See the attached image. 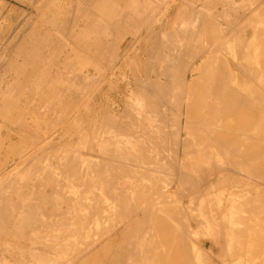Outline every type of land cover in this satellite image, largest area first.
<instances>
[{
    "label": "bare ground",
    "instance_id": "1",
    "mask_svg": "<svg viewBox=\"0 0 264 264\" xmlns=\"http://www.w3.org/2000/svg\"><path fill=\"white\" fill-rule=\"evenodd\" d=\"M32 1L35 5L38 2ZM49 1L55 5V0ZM73 1L74 5H65L67 13L49 11L46 1L45 9L49 8L51 14H46V18L40 16L46 34L30 31L37 13L31 19L34 25L29 24L32 28H25L29 33L25 35L30 37L31 32L33 37L28 39L36 42L35 45L39 42L38 46L43 42L51 53L57 49L64 54L65 42L75 40V52L81 51L86 59L91 55L92 61L86 62L85 58L81 61L77 53L79 56L75 57L80 62L67 52L62 61L57 59L55 51L52 54L55 59L47 57V65L44 48L23 46L25 36L21 40L12 39L8 49L16 48L15 41L17 46L22 45L18 46V53L25 58H31L35 51L37 55L42 52L45 58L39 55L38 61L27 59L30 64L33 62L32 69L28 67L32 77L26 79L27 74L23 75L24 82L19 84L20 78L17 83L12 76L13 79L2 75L10 69H6L8 64L1 66L5 57L1 58L0 66L7 72L0 68L4 72L0 73V80H7L8 87L5 86L6 93L1 82L0 96L17 93L15 87L23 85L17 97L12 94L13 102L22 100L37 109L45 103L46 108L41 109L44 115L55 114L52 118L64 120L62 124L67 129L63 135L56 131L44 139L41 134L40 139L37 134L40 136L44 124L40 128L35 125L40 133L35 131L33 136L38 138L33 141L28 129L27 134L23 133L24 124L32 117L25 122L26 117L17 118L19 124L23 123L22 134L33 142L29 139L32 147L26 145L27 149L22 147L19 152L18 141L19 153L5 154L11 160L1 153L6 161L0 164V236L3 239L2 234L7 237L10 234L15 241L4 238L5 242H12L10 245L0 241V247L5 249L0 248V264H14L13 258L6 255V249L9 252L10 248L15 253L13 256L24 257L20 258L21 264L30 259L32 264H246L248 258H252L253 264H264V235H261L264 231V27L254 29L255 22L263 15L257 12L252 15L255 11L252 7L251 16L236 13L235 20L228 19L224 26L218 17L233 18L229 13L236 11L237 6L230 10L226 4L236 5L239 1L111 0L112 4L110 0ZM242 1L244 4L245 0ZM179 4L177 21L173 24L172 8ZM260 4L261 10L264 9V4ZM248 6L241 7V12ZM57 16L63 18V23H57ZM58 31L60 37L55 35ZM123 33L131 36L119 41ZM117 41L121 43L116 46L121 48L112 51L111 45L115 46ZM25 47V53L31 52L27 50L30 47L33 52L22 54ZM3 49L2 53L13 55V49L11 54L6 46ZM104 49L113 56L112 60L109 54L106 57L110 60L107 67L103 58L100 61ZM15 58L10 61L16 62ZM13 61L7 63L12 66ZM23 65L27 67L25 62ZM33 67L34 75L39 76H33ZM102 71L105 76L100 74ZM42 72H47L45 78L40 76ZM33 77L43 83L35 82ZM97 77L100 81L105 77L98 94L105 93L100 98L96 93V98H92L87 91L97 83ZM27 80L34 83L28 85ZM76 87L82 91H78L79 95ZM42 90L47 98L42 96ZM109 91H115L114 97L108 95ZM75 93L81 104L79 99L73 103ZM86 96L92 99H85ZM2 103L4 109L10 106ZM34 106L30 109H35ZM16 108L13 110L17 112L22 107ZM8 115L1 118L11 116ZM19 115L24 116L25 111H18ZM42 115L38 116L39 120ZM36 117L32 124L41 121ZM11 120L15 126L17 121ZM52 124L55 123L46 127ZM44 130V135L49 132ZM22 142L25 144V140ZM67 142L71 145L63 148ZM75 142L83 145L75 147ZM17 145L10 148L17 149L14 148ZM0 148L1 151L2 145ZM13 150H9L10 154ZM48 203L53 205L49 211ZM193 238L197 242L193 243ZM257 254L259 259L255 257ZM26 255L31 256L29 260L25 259Z\"/></svg>",
    "mask_w": 264,
    "mask_h": 264
},
{
    "label": "rangeland",
    "instance_id": "2",
    "mask_svg": "<svg viewBox=\"0 0 264 264\" xmlns=\"http://www.w3.org/2000/svg\"><path fill=\"white\" fill-rule=\"evenodd\" d=\"M1 1H2V2L4 1V2H3V3L1 2L2 4L0 3V13H1V14H0V23H1V24H0V27L3 28V29L0 28V29H1L0 31L3 32L2 30H4V27L6 28V29L4 30V33L0 34V35H2V37L0 36V39L2 38V39H1V42H0V46H1V48H2V47L4 48V47L6 46V48L8 49V46H9V47H11V46H10V45H7V44H9V42H10L12 39H13V40H18V39L21 40V37L23 38V36H25V37L22 39V40H24V41L22 42V43H23V44H22L23 46H27V45H28V46H31V47L33 46V47H34V46L37 45V47H39L38 49H40V46H41L42 48H44L43 42H42V43L40 42V44H39L40 46H38V43H39V42L35 45L36 42H33V41H31L30 39H31V36L33 37V34L31 35V32L34 33V29H35V31L39 32V33H36V32H35L36 34H39V35L46 34V33H43V31H46V30H44V29H46V28H44L45 26L43 25L44 22H42V21H43V20H42L43 17H40V16H44V18H46V15H38L37 17L35 16L37 19L34 17V15H32V18H30V17H31V0H27V1H26L28 4H27L26 2H24L25 0L23 1V3L21 2V0H1ZM46 1H47V2H46ZM57 1H58V0H57ZM57 1H56V0L53 1V2H55V5L52 6V4H54V3H52V2H48V0H38V2H40V3L37 2L36 6H37V8L40 7L41 5H43V6H41V7H44V5H45L44 3L46 2V4L48 3L47 6L50 5L49 7L52 9V10H51L52 12H54L55 10H56L55 12H57V10H58V11H60V12H62V13H67V12L65 11V10L67 9L65 5L68 4L67 7H70L69 4H71V3H72V4L75 3L73 0H59L58 2H57ZM71 1H72V2H71ZM7 2H8V3H7ZM41 2H42L43 4H42ZM68 2H69V3H68ZM80 2H81V0H80ZM112 2H113V1L110 0V4H112ZM247 2H248V0L246 1V3H247ZM249 2H251V1H249ZM249 2L247 3V5L244 4V5H242V6H245V7H246V6L249 5L250 7L248 6L247 9H250V8H252V7H256V8H258L259 6H261L260 8H263L262 5H261L260 3L262 2V4H264V3H263L264 0H257L256 3H255V0L252 1V3L254 2V3H253L254 6H253V4L250 5ZM24 3H25V4H24ZM29 3H30V5H29ZM50 3H52V4H50ZM9 4L11 5V7L9 6ZM14 4H15V5H14ZM39 4H40V5H39ZM255 4H258V5H255ZM7 5H8V6H7ZM73 5H74V4H73ZM226 5H228V6H230V7H232V6L235 7V6H239L240 4H236V5L226 4ZM1 6H2V7H1ZM15 6H16V7H15ZM36 6H35V7H36ZM51 6H52V7H51ZM55 6H57V7L55 8ZM221 6H222V5H221ZM61 7L63 8V10H62ZM223 7H227V6L224 5ZM10 8H11V10H10ZM15 8H16V9H15ZM53 9H54V11H53ZM108 10H109V9H108ZM263 10H264V9L261 10V15L264 16V14H263L264 11H263ZM6 11H7V12H6ZM14 11H15V12H14ZM37 11H38V10H37ZM262 11H263V12H262ZM11 12H12V13H11ZM13 12H14V13H13ZM18 12H19V13H18ZM26 12H28V13L26 14ZM69 13H71V12H69ZM4 14H5V15H4ZM13 14H15L16 17H15V16H12ZM29 15H30V16H29ZM67 15H68V14H67ZM261 15H259V16H261ZM26 16L29 17V18L26 19ZM221 16H222V15H221ZM221 16H220V17H221ZM223 16H224V19H225V20L222 19V18H220V17H218V18H219V21L221 22V24L224 25V26L227 25V23H225V22H226L228 19H230L231 21L235 20V17H234V16H232L233 18H230V16H227V15H226V16L223 15ZM223 16H222V17H223ZM263 16H262V18H263ZM1 17H3V19H1ZM12 17H13V19H12ZM65 17H66V16H65ZM68 17H69V16H68ZM70 17H71L72 19H75L74 17H76V16H71V15H70ZM70 17H69V18H70ZM256 17H257V16H256ZM6 18H7V19H6ZM18 18H19V19H18ZM20 18H21V19H20ZM24 18L26 19V21H23ZM34 18H35V20H36V21H34V23H35V22H36V23H35V26H32V25H34V23H33V21H32V20H34ZM40 18H41V19H40ZM55 18H56V17H55ZM61 18H62L61 16H59V17L57 16V18H56L57 23H59V24L63 23V22H61ZM66 18H67V17H66ZM76 18H77V17H76ZM240 18H242V17H240ZM262 18H259L258 20L256 19L258 22H257V21L255 22L256 25H255L254 29H257L256 26H258V30H259L260 28H263V27H264V26H263L264 24L262 25V27H261V25H260V24H262V23L264 22V18H263V22H262V20H261ZM8 19H9V20H8ZM25 19H24V20H25ZM28 19H29V20H28ZM31 19H32V20H31ZM58 19H59V20H58ZM64 19H65V18H64ZM79 19H80V18H79ZM1 20H2V21H1ZM18 20H19V21H18ZM20 20H21V21H20ZM62 20H63V18H62ZM75 20H78V18L75 19ZM223 20H224V21H223ZM259 20H261V23L259 22ZM5 21H6V22H5ZM27 21H28V22H27ZM63 21H64V20H63ZM176 21H177V15H171V17H170V22H172V23L174 24ZM222 21H223V22H222ZM2 22H3L4 25L2 24ZM19 22H20V25H19ZM22 22H23V23H22ZM24 22L27 23L28 25H29V24L31 25V24L33 23V24L31 25L33 28H32L30 25H29V27H27V26H26L27 24H25L24 27H23ZM29 22H30V23H29ZM60 22H61V23H60ZM21 23H22V24H21ZM172 23H171V24H172ZM257 23H258L259 25H257ZM17 24H18V25H17ZM234 24H235V23L232 22V26H233ZM1 25H2V26H1ZM12 25H13V26H12ZM36 25H37V26H36ZM237 25H238V23H237ZM17 26H18V27H17ZM19 26H20V27H19ZM234 26H235V25H234ZM15 27H16V28H15ZM18 28H19V29H18ZM21 28H22V29H21ZM25 28H29V30H30V28L33 29V31L30 30L31 32L28 30V31L30 32V35H29L30 37H28V34H29V33L27 32V29H26V31H25ZM14 29H15V30H14ZM17 29H18V31H17ZM20 29H21V30H20ZM10 30H11V31H10ZM19 30H20V31H19ZM23 30H24V31H23ZM39 30H40V31H39ZM21 31H22V32H21ZM1 32H0V33H1ZM6 32H7V34H6ZM8 32H9V33H8ZM11 32H12L13 34H15V35H12ZM25 32L28 33V34L26 33L27 36L25 35ZM46 32H47V31H46ZM58 32H59V31H58ZM22 33H24V34L22 35ZM41 33H42V34H41ZM53 33H54V32H53ZM5 34H6V35H5ZM10 34H11V35H10ZM16 34H17V35H18V34H19V35L21 34V35H20V36L18 35V36H19V38H18V36H16ZM58 34L61 35V32H59V33L55 32V35L60 37V35H58ZM68 34H69V33H68ZM7 35H8V36H7ZM64 35H65V34H64ZM64 35H62V36H64ZM66 35H67V34H66ZM4 36H5V37H4ZM9 36H10V37L12 36V37L9 38ZM68 36H69V35H68ZM130 36H131V35H128V34L125 35V33H123V34H122V37H123V38H122L121 40H119V41H122L123 39H127V38H129ZM13 37H14V38H13ZM15 37H16L17 39H16ZM26 37H27V38H26ZM7 38H8V39H7ZM28 38H30V39H28ZM61 38H62V37H61ZM63 38H65V37H63ZM63 38H62V39H63ZM118 38H119V37H118ZM6 39H7V40H6ZM9 39H10V40H9ZM3 40L6 41V42L4 43ZM32 40H34V39L32 38ZM60 40H61V39H60ZM62 41H66V40L64 39V40H62ZM71 41H72V44H71ZM71 41H69V39H68V43L65 42V43H66V44H65V48H66V49H64V50H66V51L64 52V54L60 53L61 51H58L57 49L55 50L56 53H57V55H55V56H57V59L62 60V59H63V55H65V57L67 56V54H65V53L67 52L68 54H74V58H76L75 56H76L77 53H78V54L80 55V58H78V57H77V58L80 59L81 61H85V60H86V62H87V61H92V60H93V57H92L91 55H90V57H89V55H87V56H86L87 59H86V58L84 57V55L81 53V51H79V52H78V51L75 52V48H76V47H75L74 45L77 44V43H74V42H77V41H75V40H74V41L71 40ZM119 41L115 42V43H116L115 46H113V44H112V45H111V48H112V49L109 48L108 50L111 49L112 51H114V49H117V50L120 49L121 47L116 46V45H118ZM2 42H3V43H2ZM13 42H14L13 45L15 44L16 46H14V47H16V48H9V49H10V50L8 49L9 51L6 49V50L8 51V53H10V52L12 51L11 49H13V51H15V52L12 51L13 55L10 53L11 56H10L9 54H7L6 52H3V53H2L1 51H2L3 48H2V49L0 48V52H1V55H2V56H0V60H1V61H0V64H1V62L4 60V58H2V57H5V60H4V61H5V62H4L5 65H4V63L2 62L1 66H3V67L6 66V67H7V64L10 66V64H13V63H11V62L14 60V59H12V60L10 61V59H11V58H15L16 55H17V57L19 56V58L16 57L15 59H17V60L19 59L18 62L20 61L21 64L18 63L17 60H15L16 62L13 61V62H14V65H12V66H10V67L8 66V67L6 68V69H8V68L10 69V71L8 70V71H9V72H8L9 74H8V73H7V74L4 73V72L6 71V70L4 71L5 68H3V67L0 66V68H3V71H4V72H3V71H1L2 69H0V73L3 72L4 74H2V75H4V76H8V75H9V77L12 76V77L14 78V80L17 81V83H18V81H19V80H17V79L20 78L19 84H20V82H21V83L24 82L23 79H24V76H26V74H27V76H26L25 78L27 79V77L29 76V72H32L30 69H32L33 62H31V64H30V61H28V62L26 61L27 59H28V60H30V59L33 60V58H37V60H36V59H35V60L38 61V56H39V55H40V57H43V58H44V56H46V59L44 58L45 60L42 59V58H39V60L42 59V62H43V60L46 61L47 63H46V62H43V63H46L47 65H48L47 57L49 58V56H52V57H51L52 60L55 59V57L53 58L54 55H52V54H55V51H54V50H51L52 53H51L50 51L47 52L48 47H47V49L44 48L45 51H44L43 49L38 50V52H39V51L41 52V51L43 50L42 52H44V56H43L42 52H41V53H38V55H37V52L35 51L34 53L37 55V57H35V54L31 53V52H33V49H30L31 47H30V48L27 47V48H29V49H27V50H30V51H31V52H30L31 54H30L29 51H28V53L30 54L31 58H30V57L25 58V57H27V56H23V55H21L20 53H18V52H19L18 50H20L18 46H20L21 44L17 46V44L15 43V41H13ZM16 42H17V43H19V42L21 43V41H16ZM26 42H27V43L29 42V44H27ZM31 42H33L34 44L32 43L33 45H32V44L30 45ZM10 43H11V42H10ZM120 43H121V42H120ZM120 43H119V44H120ZM1 44H2V45H1ZM3 44H4V45H3ZM41 44H42L43 46H42ZM73 44H74V45H73ZM22 45H21V46H22ZM17 47H18V49H17ZM33 47H32V48H33ZM37 47H36V48H37ZM73 47H74V49H73ZM34 49H35V48H34ZM105 49H106V48H105ZM105 49H104V51H105L106 56H104L105 54H101V55H103V56L105 57V58H104L103 56L101 57V56L99 55V56H100V61H101V58H103L104 62L106 61V62L108 63V61H110V60L113 59V58H112L113 56H111L110 52H109L108 50L106 51ZM24 50L26 51V47L23 49L22 54L29 55V54L25 53ZM35 50H37V49H35ZM48 50H50V49H48ZM70 50H72V51H70ZM3 51H5V49H3ZM69 51H70V52H69ZM73 51H74V53H73ZM104 51H103V52H104ZM16 52H17L19 55H18ZM46 52H47V53H46ZM53 52H54V53H53ZM106 52H107V53H106ZM14 53H15L16 55H15ZM45 53H46V54H45ZM48 53H51V54H48ZM58 53H60V56H58ZM112 53H114V52H112ZM6 54L9 56V58H8L9 61H7V58H6L7 55H6ZM47 54H48V56H47ZM108 54H109L111 57H110ZM4 55H5V56H4ZM14 55H15V56H14ZM32 55H33V56H32ZM41 55H42V56H41ZM79 55H77V56H79ZM81 55H82L83 57H81ZM8 56H7V57H8ZM20 56H21V57L23 56V58H25V60H23V62H21V60H22L23 58H20ZM72 56H73V55H72ZM108 56L110 57V58H109L110 60H107V59H106V57L108 58ZM10 57H11V58H10ZM65 57H64V59H65ZM1 58H2L3 60H2ZM51 58H50V59H51ZM77 58H76V59H77ZM84 58H85V60H84ZM111 58H112V59H111ZM50 59H49V60H50ZM57 59H56V60H57ZM78 59H77V60H78ZM82 59H83V60H82ZM89 59H90V60H89ZM94 59H95V56H94ZM96 59H97V58H96ZM98 59H99V58H98ZM98 59H97L96 61H99ZM80 60H78V61H80ZM6 61L9 62L10 64L7 63ZM62 61H64V60H62ZM81 61H80V62H81ZM24 62H25V64L27 65V67H26L25 65H23ZM42 62H40L41 64H40V63H38V64H40L41 66L45 65V64H43ZM93 62L95 63V61H93ZM106 62H105L104 65L107 67V65L109 66V63L107 64ZM94 63H93V64H94ZM91 64H92V62H91ZM91 64L89 63L90 66H91ZM93 64H92V65H93ZM28 65H29V66H28ZM47 65H45V66H47ZM34 66H38V68H39V67L42 68V67L39 66V65H34ZM45 66H44V67H45ZM94 66H95V64H94ZM94 66H93V68L96 69V67H94ZM11 67H12V68H11ZM28 67H31V68L29 69ZM47 67H48V66H47ZM47 67H46V68H47ZM27 69H28L29 71H28V72H25V71H27ZM20 70H21V71H20ZM34 70H36V69H34V67H33V76H39V75H34ZM54 70H55V69H54ZM39 71H41V70L39 69ZM44 71H46L45 68H44ZM44 71H43V72H44ZM95 71H96V70H95ZM6 72H7V71H6ZM36 72H38V70L35 71V73H36ZM43 72H42V73H43ZM13 73H14V75H12ZM24 73H25V74H24ZM42 73H41L40 76H44V78H45L47 72L43 73V75H42ZM55 73H56V70H55ZM97 73H98V72H97ZM99 73H100V72H99ZM36 74H37V73H36ZM38 74H40V72H39ZM100 74H103V71H102V73H100ZM23 75H24V76H23ZM30 75H31V74H30ZM95 75H96V74H95ZM16 76H18V77H16ZM19 76H20V77H19ZM102 76H105V73H104ZM12 77H11V78H12ZM21 77L23 78L22 81H21ZM30 77H32V76H29L28 78H30ZM13 78H12V79H13ZM35 78H36V77H33V78H31V79H35ZM44 78H43V79H44ZM97 78H98V77H97ZM26 79H25V80H26ZM41 79H42V77H41ZM92 79H95V78H92ZM92 79H91V80H92ZM98 79H99V78H98ZM98 79H96V80H98ZM10 80H11V79H10ZM45 80H46V79H44V83H46ZM91 80H90V82H91ZM101 80H103V81H100V79H99V80H98L99 82L97 81V83H94V82H96V81L93 80V83H94L95 85H93L92 82H91V83L89 82L90 84L93 85V87H92V86H89V87L94 88L96 85H98V86L95 87L94 90H93L92 88H90V89H91V90H90L89 87H88L87 90L89 89V91H87V92H88L87 95H89L90 97L93 96L94 98H96V95L98 94V92H100V91L102 90L101 87L103 86V82L105 81V77L101 78ZM3 81H4V82H2V81L0 80V84H1V82L3 83V85L1 84V89L4 90V88H5V92H6V91H7V88H6V87H8V85H7V83L5 84V82H7V80H3ZM11 81H12V80H11ZM27 81H29V80H27ZM27 81H26V82H27ZM36 81H37V80L35 79V82H36ZM26 82H25V83H26ZM31 82H33V81L30 80V81L28 82V85H30ZM39 82L41 83L42 81H41V80H40V81H37V83H39ZM100 82H101V83H100ZM33 83H34V82H33ZM42 83H43V82H42ZM113 83H115V82L113 81ZM22 84H23V83H22ZM31 84H32V83H31ZM90 84H89V85H90ZM24 85H25V84H24ZM2 86H3V88H2ZM5 86H6V87H5ZM20 86H21V85H20ZM25 86H26V85H25ZM25 86H24V87H25ZM21 87L23 88V85H22ZM26 87H27V86H26ZM26 87H25V89H26ZM15 88L18 89V90L16 89V90L18 91V92L16 91L17 93H19V92H20V89H22V88H19V87H15ZM76 88H77V87H76ZM1 89H0V91H1ZM27 89H28V88H27ZM31 89H32V88H31ZM78 89H79V88H77V91H76L77 93H78L79 90H81V89H79V90H78ZM98 90H100V91H98ZM8 91H9V89H8ZM13 91H14V89H13ZM21 91H23V90H21ZM40 91H41V90H40ZM92 91H93V92H92ZM42 92H43L42 96H43L44 98H47V96H45L46 94H44L45 92H44L43 90H42ZM42 92H41V93H42ZM81 92H82V91H79V93H81ZM6 93H7V92H6ZM17 93H15V91H14V92H8V95H9V96H10V94H11L10 97L7 96V94H4L5 96H7V98H6L4 95H1V96H0V100L3 99L2 102L4 101V103H6V104H5L6 107L8 106L7 103L10 105V106H8V107H9V110H8V107L4 109V104L0 101V106L2 105L4 111L6 112L5 114H3L4 111H3L2 107H0V108H1V110H0V125H1V126H0V146L2 145V148H3V149L0 151V164H1L4 160L6 161V159H7V160H11V159H12V157L7 158V155H5V154H8V156H13V155L16 156L17 153H19L20 151H22V150H21L22 147H23L24 149H27V146H28V145H31V147H32V144H29V139H30V138L27 137L28 135H24V134H22V131H23L22 129L25 128L23 133H26V131H25L26 129H28L29 131H30V129H31V131L33 130V131H34V134H33V132H31V131L29 132V131L27 130V133H30V135H31L32 137H34L35 134H36L37 132H39L41 129H43V130L40 131L41 133L39 132V133H40V136L37 134V136H38L40 139H41L43 136H44V137H43V139H44L46 135H47L46 138H48V137H50V135H52V134H53L54 132H56V131L60 132V134L63 135V134H64V133H63V132H64L63 130H66V129H67V127L63 125L64 123L62 124V121L64 122V120L61 121V119H56V118L53 119V118H52V117H55V114H50V115H51V116H50L49 113H47L46 115H44L45 112H42L41 109H42V107H45V108H46V106H44L45 103H44V104L41 103V104H43L42 106H40L41 104L38 105V109H40V110H38V109L36 108L37 106H34V105H33L34 108L36 109V111H39V112L41 111L40 113H38V112H36V111L33 112L35 109H30V108H33V106H32V107H29V106H28L29 104H28L27 102H26V104H25V101L19 100V101H21V102H20L21 105H20V104H17L19 101H18V102H16V101L13 102V99L15 98L14 96L17 97V95H16ZM39 93H40V92H39ZM79 93H78V95H79ZM96 93H97V94H96ZM103 93H105V92L102 91V94H103ZM107 93H108V95H110L111 97H114V95H115V91H114V92L109 91V92H107ZM12 94H14V96H13ZM90 94H91V95H90ZM102 94L99 93V94L97 95V97L99 96L98 98H100ZM73 95L75 96V97H74L75 100L73 101V103H75V101H76L77 99H79V100H78V102H79V101H80V98L78 97V95H76V93L73 94ZM112 95H113V96H112ZM3 96H4V98H2ZM18 96H19V95H18ZM42 96L40 97V94L38 95V97H40V98H42ZM89 96H86V97H84V98H85V99H86V98H89V99H92V98H93V97L90 98ZM11 97H13V98H11ZM19 97H20V96H19ZM76 97H77V98H76ZM1 98H2V99H1ZM8 98H9V99H8ZM24 98H25V97H24ZM74 98H73V99H74ZM4 99H5V100H4ZM10 99H12V100H10ZM16 99H17V98H16ZM22 99H23V98H22ZM14 100H15V99H14ZM22 102H24L25 106H24V104H23ZM78 102H76V103L78 104ZM112 102H113V101L111 100L110 102H108V103L106 102V103H107V104H110V103H112ZM22 104H23V105H22ZM79 104H81V101L79 102ZM17 105H18V107L20 106V108L22 107V108H21L22 110L19 109V110H17V112H16V109H18V108H16ZM14 106H15V108H16L15 110H13V109H14ZM30 106H31V105H30ZM60 106H65V105H60ZM60 106H59V107H60ZM40 107H41V108H40ZM70 107H71V106L69 105L68 109H69ZM10 108H11V111H10ZM24 108H27L26 110H28V108H29L30 110H32L31 113H30L28 116H27V114H28V112H29L30 110L27 111V113H26V110H25ZM61 108L64 109L65 107H61ZM6 109H7V111L10 112V113L8 112L9 115L7 114ZM12 110L14 111V114H15V115H14L13 113H11ZM44 110H45V109H43V111H44ZM1 111H2L3 113H1ZM18 111H19V112H21V111H25V115H24V116H21V115L18 116ZM15 112H16L17 114H16ZM36 113H37V114H36ZM2 114H3V115H8V116L11 115V116H10V117H6V116H5L4 118H1V116H3ZM12 114H13V115H12ZM21 114H22V113H21ZM23 114H24V113H23ZM31 114H32V115H31ZM33 114H34V115L36 114L37 117H36V115L34 116ZM39 114H40V115L43 114L42 116H43V117L45 116L44 119H46L47 121H46V120H43V117L41 116V117H42V120H41V119H40V120H41V121H44V122H41V121L39 120V117H40ZM16 115H17L16 120H13L14 118L12 119V120H13L12 123H14V121H17V122H15V126H16V125H17V126H20V124L23 125V123H20V124H19L18 121H19L20 119L23 120L22 118H24V117L27 118V119H26V118L24 119V122H25V120L28 121V119H29L30 117H32V119H33L34 117H36V118H37V121L39 120L40 122H38V123H34V122L36 121L35 118H34L35 121H34L33 124H32V122H31L32 119L30 118V122L28 121V124H29V125H28V124H24V126H25L24 128L22 127V125H21L20 127H17V126H16V128H15L14 124H11V123H10V120H11L12 117H14V116H16ZM30 115H31V116H30ZM38 116H39V117H38ZM89 116H90V118H91L92 115L90 114ZM19 117H20V119L17 120V118H19ZM21 117H22V118H21ZM7 118H10V120H9V119H8V120H5V119H7ZM49 118H51V120H50ZM55 119H56V120H55ZM12 120H11V121H12ZM52 120H54V121H56V122H52ZM57 120H58V121H57ZM7 121H8V122H7ZM27 121H26V122H27ZM45 121H46V122H45ZM48 121H49V123H48ZM20 122H21V121H20ZM50 122H51V123H55V124H52V126H50V128L46 127L47 125H48V126L51 125ZM60 122H61V123H60ZM16 123H18L19 125L16 124ZM30 123H31L32 128H34V127H36V126H37V127L39 126V128H40L42 124H44V125H42V127L40 128V130H39V128H38V131H36V130H37V127H36V130H35V128L32 129L31 126H30ZM41 123H42V124H41ZM46 123H48V124L46 125ZM58 123H60L61 126H58ZM38 124H39V125H38ZM12 125H13V126H12ZM26 125H27L28 127L30 126V127H29L30 129H29ZM33 125H34V126H33ZM35 125H36V126H35ZM62 125H63V126H62ZM3 126H6V127L3 128ZM44 126H45V128H44ZM54 126H56V127H54ZM57 126H58V127H57ZM1 127H2V128H1ZM7 127H8V128H7ZM52 127H53L54 129H53ZM6 128H7V129H6ZM51 128H52L53 131H49ZM8 129H10L13 133L10 132ZM44 129H48V130H46V131H49V132H47L45 135L43 134V133H44L43 131H45ZM57 129H58V130H57ZM14 130H15V132H14ZM21 130H22V131H21ZM61 130H62V131H61ZM17 131H18V132L21 131V133H18ZM35 131H36V133H35ZM16 132H17V133H16ZM42 132H43V133H42ZM50 132H51V133H50ZM14 133H15V134H14ZM27 133H26V134H27ZM49 133H50V134H49ZM19 134H20V136H24V138L22 137L23 139H20L21 137L19 138ZM41 134H42L43 136H42ZM48 134H49V135H48ZM30 135H29V136H30ZM33 135H34V136H33ZM3 136H5V137H4L5 139H2V142H3V143H2V142H1V137H3ZM37 136H36V137H37ZM41 136H42V137H41ZM6 137H7V139H6ZM36 137L32 138V140L34 139L33 141H35V140H36V139H35ZM38 137H37V138H38ZM68 137H69V135H68ZM26 138H27V141H26ZM19 139H20V140H19ZM67 139H68V138H67ZM14 140H15V141H14ZM23 140H25V144L22 145V143H23L22 141H23ZM32 140L30 139V141H32ZM37 140H39V139H37ZM13 141H14L15 143H12ZM18 141H19V142H18ZM20 141H21V142H20ZM33 141H32V142H33ZM8 142H9V143H8ZM17 142H18V145H19V149H20V150L18 149ZM27 142H28V143H27ZM32 142H31V143H32ZM10 143L17 145V147L14 146V148H17V149H14V150H13V148H10V145H12V144H10ZM20 143H21V144H20ZM26 143H27V144H26ZM75 143H76V142H75ZM75 143H74V146H75V147H80V146L83 145V144L81 143V145L79 146V145H78V144H80V142H79V143H76V144H77V146H76ZM9 144H10V145H9ZM21 145H22V146H21ZM26 145H27V146H26ZM63 145H64V144H63ZM69 145H71V144L67 142V144L65 143V145H64L63 148H65V147L68 148ZM8 146H9V148H8ZM29 147H30V146H28V148H29ZM0 149H1V148H0ZM5 149L8 150L9 153L6 152ZM3 150H5V151L3 152ZM9 150H10V151L13 150L14 152L12 151L13 153L11 152V154H10V151H9ZM18 150H19V152H17ZM1 153H3V155H4V157H5L6 159H4L3 156H1ZM5 161H4V162H5ZM3 164H4V163H3ZM1 166H2V165H1ZM1 166H0V169L2 168ZM46 192H47V194H48L49 191H46ZM43 193H45V192H43ZM48 205H51V206H48ZM47 206L49 207V208L47 207L48 211H49V209H51V208L53 209V205H52L51 203H48ZM50 211H51V210H50ZM176 225H177L178 227H179V226L181 227V225H179V224H176ZM6 235H7V234H6ZM6 235L2 234L3 239H2V237L0 236V241H1V242H2V240H4V238H5V239L9 238L10 240L7 239L9 242L12 241V239H13L14 236H12V235L9 234V237H7L8 235H7V236H6ZM261 235H264V231L261 233ZM5 236H6V237H5ZM10 236H11V237H10ZM193 237H194V236H193ZM11 238H12V239H11ZM13 240L15 241V238H14ZM194 240H195V239L193 238V243H194ZM5 241H6V240H4V245L8 243V242H5ZM195 241H196V240H195ZM1 242H0V245H1ZM196 242H197V241H196ZM2 244H3V242H2ZM8 244H9V243H8ZM10 244H12V242H11ZM10 244H9V245H10ZM116 244L118 245L119 242H117ZM2 247H3V246H1L0 248L2 249V251H4L5 249H3ZM1 249H0V251H1ZM247 250H248V249H247ZM247 250H245V252H246ZM2 251H1V252H2ZM6 251H7V252H6ZM6 251H5V252L7 253L6 255H8L7 257H9V258H13L12 262L15 261L14 264H19V262H20V264L23 263V261H20V258H21V260H22L24 257H23V258H22V257L17 258L16 255L13 256L15 253H14V251L11 250V248H10V250H9V252L11 251L10 253L8 252L7 249H6ZM206 252H207V254H208L209 251H206ZM245 252H244V254H246ZM8 253H9V254H8ZM12 253H14V254H12ZM11 254H12V255H11ZM10 255L13 256V257H10ZM27 256H28V255H26L25 259H28V260H29L31 256H29V258H28ZM57 256H58V255H51V257H53V258H56ZM257 256H258V254H257L255 257H257ZM14 257H15V259H14ZM42 257H43V256H42ZM42 257H40V258H42ZM58 257L60 258V256H58ZM58 257H57V259H58ZM255 257H254V259L256 260ZM16 258H17V260H16ZM245 258H246V256H245ZM257 258H258V257H257ZM259 258H260V257H259ZM259 258H258V259H259ZM18 260H19V261H18ZM248 260H249V258L247 259V262H246V259H245L246 264H247V263H248V264H253V262H252V258H250L249 261H248ZM16 261H18V262H16ZM30 261L32 262L31 259L29 260V262H30ZM29 262H28V263L26 262V264H32V263H29ZM8 263H11V262H8ZM24 263H25V261H24ZM33 264H35V263L33 262ZM242 264H243V263H242Z\"/></svg>",
    "mask_w": 264,
    "mask_h": 264
},
{
    "label": "crops",
    "instance_id": "3",
    "mask_svg": "<svg viewBox=\"0 0 264 264\" xmlns=\"http://www.w3.org/2000/svg\"><path fill=\"white\" fill-rule=\"evenodd\" d=\"M36 1H38V0H36ZM51 1H52V0H51ZM78 1H80V0H77V2H78ZM81 1H82V0H81ZM238 1H239L238 4H240V3L243 4V3H242V2H243L242 0H241V1H240V0H236V2H238ZM245 1H247V0H245ZM245 1H244V4H246ZM250 1H251V0H250ZM32 2H33V1L31 0V14H32V15L34 14V16H37V13H38V15H41V14L43 15V13H44V15H46V14H47V15H48V14H51V13L49 12V11L52 10L51 8H50V9H49V8L45 9V8H46V5H45L44 7H40V8H41V10H40V8H37V7L35 8L36 5L33 4L34 2H33V3H32ZM49 2H50V1H49ZM241 4H240V5H241ZM244 4H243V5H244ZM33 5H35V6H33ZM195 5H196V4H195ZM197 5H198V6L200 5V7H201V4H200V3H198ZM198 6H197V7H198ZM200 7H199V8H200ZM238 7H239V6H237L236 8L233 7L234 9H237V10H236V11H231L230 13L228 12L229 15H231V16L234 15V16H235L236 13H238L237 15H239V16H244V15H249V16H251V15H250L251 13H252V15H253V14L256 15L257 13H261V8H260V7H259V8H260V9H259L260 11H259V10H256V9H258V8L254 7L255 11H252V10H251V11H252L251 13L249 12L250 9L247 10V8L244 9V12H241V11H243V9H241V7L244 8L245 6H240V9H239ZM33 8H34V9H33ZM179 8H180V4H179V6H176V5L173 6V8H172V13H171V14L176 15V14H177V11H178ZM222 8H223V7H222ZM222 8H221V6H220V10H221ZM227 8L230 9V8H232V7H227ZM36 9H37L38 11H37ZM48 9H49V11H48ZM229 9H228V10H229ZM238 9H239V10H238ZM251 9H252V8H251ZM254 9H253V10H254ZM230 10H232V9H230ZM246 10H247V13L245 12ZM33 11H35V12H33ZM234 12H235V14H234ZM240 12H241V15H240ZM248 12H249V13H248ZM253 12H255V13L257 12V13L255 14V13H253ZM242 13H244V14L242 15Z\"/></svg>",
    "mask_w": 264,
    "mask_h": 264
}]
</instances>
